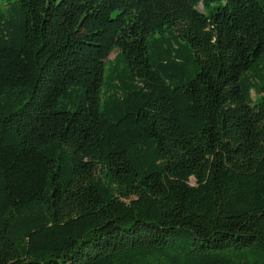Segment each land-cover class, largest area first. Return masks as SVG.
Instances as JSON below:
<instances>
[{
	"label": "trees",
	"instance_id": "16d2710c",
	"mask_svg": "<svg viewBox=\"0 0 264 264\" xmlns=\"http://www.w3.org/2000/svg\"><path fill=\"white\" fill-rule=\"evenodd\" d=\"M6 1L0 264H264V0Z\"/></svg>",
	"mask_w": 264,
	"mask_h": 264
},
{
	"label": "rangeland",
	"instance_id": "374dc122",
	"mask_svg": "<svg viewBox=\"0 0 264 264\" xmlns=\"http://www.w3.org/2000/svg\"><path fill=\"white\" fill-rule=\"evenodd\" d=\"M0 6H1V8L6 10L9 7V4L6 0H0ZM201 8H202V6H201ZM117 54H118V50H115L114 52H112L108 58V63H110L109 61L112 62V60H114L116 58Z\"/></svg>",
	"mask_w": 264,
	"mask_h": 264
}]
</instances>
